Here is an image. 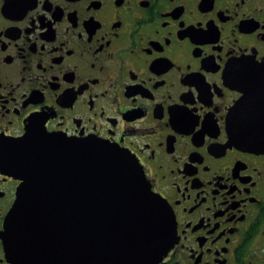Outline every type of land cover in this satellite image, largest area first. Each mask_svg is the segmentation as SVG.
I'll use <instances>...</instances> for the list:
<instances>
[{"label": "flooded vegetation", "instance_id": "1", "mask_svg": "<svg viewBox=\"0 0 264 264\" xmlns=\"http://www.w3.org/2000/svg\"><path fill=\"white\" fill-rule=\"evenodd\" d=\"M245 96L264 99V0H0V264L36 130L135 156L174 218L155 264H264V150L229 123Z\"/></svg>", "mask_w": 264, "mask_h": 264}, {"label": "water", "instance_id": "2", "mask_svg": "<svg viewBox=\"0 0 264 264\" xmlns=\"http://www.w3.org/2000/svg\"><path fill=\"white\" fill-rule=\"evenodd\" d=\"M230 119L240 127L231 134L238 143L264 150L263 98H241ZM41 140L48 143L45 151L37 148ZM26 144L31 148L11 157L20 158L35 186L25 179L4 222L15 264H155L168 253L174 218L132 153L37 130L19 147ZM36 190V196L25 194Z\"/></svg>", "mask_w": 264, "mask_h": 264}]
</instances>
